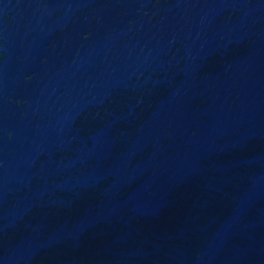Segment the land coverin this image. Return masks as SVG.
Wrapping results in <instances>:
<instances>
[{
  "label": "water",
  "instance_id": "1",
  "mask_svg": "<svg viewBox=\"0 0 264 264\" xmlns=\"http://www.w3.org/2000/svg\"><path fill=\"white\" fill-rule=\"evenodd\" d=\"M0 264H264V0H0Z\"/></svg>",
  "mask_w": 264,
  "mask_h": 264
}]
</instances>
